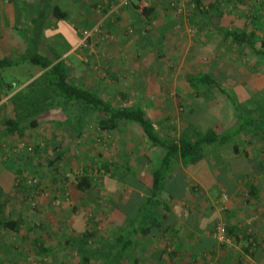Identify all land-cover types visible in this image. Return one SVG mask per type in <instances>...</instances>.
I'll use <instances>...</instances> for the list:
<instances>
[{
    "label": "crops",
    "instance_id": "0c3cea01",
    "mask_svg": "<svg viewBox=\"0 0 264 264\" xmlns=\"http://www.w3.org/2000/svg\"><path fill=\"white\" fill-rule=\"evenodd\" d=\"M225 1L228 4H216L219 6L206 13L202 12L199 16L194 14V7H191L192 26L195 28L191 31L194 33L197 30L198 33L196 40H190V65L191 61L193 64L200 62L201 56L206 54L208 68H203L207 70L198 66L196 70L173 71L167 69V64L161 70V63H171L175 59L173 53L179 52L185 44L182 40L184 35L178 32L180 22L172 14L176 10L160 3L151 6L150 20L143 16L145 22L153 27L154 31L149 37L151 42L154 40L152 49L155 52L148 53L146 49V53L142 54V49L147 45L146 41H150L143 42L142 38L134 42L137 46L132 45V50H126V77H130L126 83V97L130 99L126 107L138 106L145 111L166 140H178L184 133L188 134L189 125L206 132L214 126L232 129L239 123L234 105L217 88L190 85L189 79L197 74L212 73L227 90L238 92L236 97L239 101H244H240L241 103L253 101L251 93H264V57L254 53L247 44H239L226 35L228 32L245 31L247 34L254 33L258 40H264V20L260 21L258 18L250 24L240 25L233 20V15H237V11L231 10L235 7L234 1ZM39 2L40 0H24L20 6L17 0H0V60L18 62L28 51L54 59V47L63 41L60 42L56 34V25L66 22L74 12L79 14L85 27L103 22V28H107L115 36L120 35V31L124 29L122 27L135 23L136 19L130 6L118 10L119 0H78L80 6L76 9L68 6V2ZM55 6L66 17L54 16ZM25 9L29 10L26 18ZM214 12L219 18L211 21L210 17L214 16ZM24 19H27L28 30L21 33L18 28ZM52 20L54 25L51 26ZM79 38L78 33L71 47L68 46V50L61 55L62 60H75L71 55L74 54ZM41 42L48 45V53L38 49ZM116 43L122 48L123 42L118 37ZM205 43L216 46L211 44L213 47L209 45L205 48ZM226 45H231L229 50ZM256 48L261 49L260 43L256 44ZM242 50H245L247 57L244 61L258 62L257 72L252 73L255 68L247 66L249 64H245L247 69L243 67L241 54L239 56ZM134 51L140 52L138 55L142 58L133 54ZM119 56H122L121 53ZM135 58H138L139 63H135ZM66 63L69 68L74 65L72 62ZM108 68L115 71L112 64ZM13 69L2 71L0 75V188L4 192L18 190L15 180L25 170H29L28 166L31 167L36 162L34 156L37 155L32 151L36 150L39 143L35 132L39 127L40 117H46L49 124H57L61 132L64 131L61 136L60 132L57 133L49 127L51 136H47L46 140L51 145L44 143L42 150L54 149L59 158L56 163L60 162L68 147L65 143L62 144L64 133H67L66 127L61 128V116L54 109L38 116L35 127L30 125V121L23 122V135L6 132L7 121L16 120L11 97L30 83L26 81L19 86L13 83L10 89V82L17 75L14 73L10 82L5 81V78ZM120 69L116 73H120ZM82 73L83 76L89 75L86 71ZM94 83L101 84L100 81ZM203 93L206 95L203 96ZM263 97L264 94L259 95L256 100H262ZM181 105L186 110L185 123L180 120V114L175 110L176 107L183 109ZM74 120L76 122L77 119ZM176 125L178 129H182L181 132L168 131ZM74 135L75 139L81 136L80 133ZM22 145L26 146L21 148ZM163 154L161 149L152 147L140 131H136L126 141V168L121 170L126 173V211L124 205H121L126 218L122 221L126 223V241L131 242L126 247V264H264V132L254 135L246 131L236 135L232 142L208 147L203 152V158L195 163L176 159L160 189L154 193L152 173L161 165ZM97 158L92 159L91 163L100 165L101 171L116 168L109 159L102 161ZM48 162V165H54L53 170L57 172L55 163ZM122 166L119 165L114 172H119L118 169ZM99 182L100 188L110 194L119 187L118 180L111 175L101 176ZM93 183L92 179L91 188ZM33 214L30 215L31 222L34 225H43V219ZM80 214L76 213L73 218L76 220V227L82 229L86 225L81 224L82 220L78 219ZM220 218L226 222L234 239V246L231 248L220 249L215 245L213 230ZM33 223L30 224L33 226ZM41 236L38 235L32 240L31 252L36 255L42 250L34 244V240ZM44 244L47 250L55 251L56 255L64 251L62 245L54 248L45 241ZM38 256L40 260L52 258L51 255Z\"/></svg>",
    "mask_w": 264,
    "mask_h": 264
},
{
    "label": "rangeland",
    "instance_id": "374dc122",
    "mask_svg": "<svg viewBox=\"0 0 264 264\" xmlns=\"http://www.w3.org/2000/svg\"><path fill=\"white\" fill-rule=\"evenodd\" d=\"M23 1L17 0V4L21 6ZM56 1H59L61 4L68 2L67 5H71L75 9L80 6L77 2L78 0ZM233 1L235 7L231 8V10L237 11V15H233V20L238 21V24L247 25L252 20L256 21L258 18L260 21L264 20V18H261V16L264 17V1L261 2L259 0L261 2L259 5H256L258 4V0ZM139 2L140 0H132V5L130 6L133 8L136 16L135 23L129 26L126 24L122 27L124 29L120 31V35L118 36L110 33L107 28H103V22L85 27L84 22L80 21L82 19L76 12L72 13V17L66 22L62 21L63 23L56 25V34L59 36L60 42L63 41L54 48L55 52L60 55L68 50V46L71 47V43L75 40V35L78 33L80 35L79 42L74 49V54L71 55L75 60L70 61L68 58L66 61L74 64L69 68L68 63H66L69 69L70 81L94 89L104 100L117 106H126V103L130 101L126 97V83L130 79V77H126V50H132V45L137 46L134 42L142 38L143 42L150 40L149 42L146 41L147 45L146 48L142 49V54L146 53V49L148 53L155 52L152 49V46H154L152 42L154 40L152 39L151 42L149 37L154 30L153 27H150V23L145 22L143 14L139 11ZM148 2L146 8L160 3L175 10L170 5L172 2H175L183 9L182 13L173 11L172 14L174 19L180 22L178 32L184 35L182 40L185 46L184 48H180L179 52L173 53L175 59L171 63H161V70H164L163 68L166 64L167 69L173 71L196 70L198 66L200 68H208L206 54L201 56L200 62L198 61L193 64L191 61L192 65H190L189 44L190 40H196V33H198L197 30H194V33L191 31L195 29L192 26L191 0H148ZM39 3L44 4L45 0H40ZM225 3V0H202V7L208 12L214 9L215 6H223ZM121 8L118 7V10ZM27 11L29 14V10L25 9L24 18L27 16ZM138 18H141L142 22ZM210 18L211 21H215L219 17L214 12V16ZM26 23L27 19L21 22L22 25L18 28L19 32H27L28 27ZM53 23L54 20H52L50 25H54ZM95 25H100L101 34L94 36L88 47L79 46L83 32L91 30ZM117 37L123 42L122 48L116 45ZM211 44L213 43H205L204 47L208 48ZM213 45L216 46V44ZM47 46L41 42L38 49H42L48 53L49 48ZM211 47L213 46L211 45ZM227 47L229 50L231 45ZM137 52L134 51L133 54L140 57L138 55L140 52ZM120 53L122 56H119ZM240 54L242 56L241 59H243L241 61L243 67L246 68L245 64H249L247 66L255 68L252 70V73L257 72L258 62L252 61L250 63V61H244L247 60L245 50L240 51L239 56ZM21 58H19V62H21ZM121 58L124 59L122 60ZM135 61V63H139L138 58H135ZM111 64L115 71L109 70L108 67ZM27 67L24 63L17 64L13 72L5 78V81L9 80L10 82L12 75L15 73L17 75L13 78L15 84L17 86L22 85L27 80L24 76ZM118 68H121L120 73H116ZM32 70L37 71V68H33ZM202 70L207 69L203 68ZM83 71L88 72L89 75L83 76ZM162 78L166 80V77L162 76ZM98 81L101 84L94 83ZM104 81L107 82L104 83ZM232 93H234V96L238 94V92ZM232 93L230 91L231 95ZM263 94V91L257 92L256 95L250 94L253 101L255 100L251 105L259 109V111L264 110V102L256 100V97L259 95L263 96ZM202 95L205 96L206 94L203 93ZM240 101L239 103L244 102ZM181 107L183 109L176 107L175 110L180 114H178L180 120L185 123L187 117L186 110L184 106L181 105ZM54 111L59 112L62 119L61 128L66 127L67 132L64 133L62 144L65 143L68 147L61 156L60 162L57 161L55 163L59 158L58 153H55L54 149L44 151L42 150V145L49 143L46 140L47 136H51L49 127H52L57 133L60 132L59 135L61 136L64 131L61 132L60 128L56 126L57 124H49L46 117H40V124L35 132V136L39 138V143L36 150L32 151V153L37 155L34 156L36 162L33 166H28L27 169L29 170H25L26 172L15 180V187H18V190L4 192L0 188V203L3 205L6 219H22L21 226L17 232L0 228V264H79V255L76 254L74 249L68 247L67 242L71 241L80 244L81 240H79V236L87 232L93 233L94 236H88L86 242L93 247H101L103 242H112L114 233H118L121 227L126 226V223L122 221V219L126 218V214L121 209V205H124L126 211V173L121 170L126 168V164H124L126 141L136 131L139 132L138 127L124 122L121 123L116 131L105 133L100 130L98 125L99 120L103 118L102 115L96 114L93 111L83 112L81 115H79L78 109L68 111L67 113L64 112V108H60V110L56 108ZM75 118L77 119L76 122ZM177 126H173L171 130L169 128L168 131L173 133L181 132L182 129H178ZM75 133H80L81 136L75 139ZM56 143L58 144L59 141ZM25 146L22 145L21 148ZM97 153H99L98 156ZM95 158L98 160L102 159V161L107 158L113 162L112 165L115 164L116 168L114 169L112 166L113 168L110 170L104 169L101 171L100 165L98 166L95 162L91 163L92 159L94 160ZM47 161L55 163V166L58 168L57 172L53 170L54 165H48ZM119 165L124 166L119 167V172H114ZM82 175H88L91 180H94L93 188L87 191H80L76 188V182H78ZM104 175H111L119 182L118 189L111 192V194L108 191L106 192L104 188H100L99 180ZM32 213L43 219V225L40 224L38 226L35 224V226L31 222L30 215ZM76 213H81L78 219L82 220L81 224L86 225L82 229L75 225L76 220L74 221L73 217ZM30 223H33V226ZM38 235H42L41 238L51 247L56 248L62 245L64 251L53 255L52 258L47 257L40 260L41 258L38 255L31 252V247L33 246L32 240ZM106 250H109V248H106ZM91 264H98V262L93 261ZM121 264H126V260Z\"/></svg>",
    "mask_w": 264,
    "mask_h": 264
},
{
    "label": "trees",
    "instance_id": "16d2710c",
    "mask_svg": "<svg viewBox=\"0 0 264 264\" xmlns=\"http://www.w3.org/2000/svg\"><path fill=\"white\" fill-rule=\"evenodd\" d=\"M191 4L194 7L196 16H199L202 12L206 13L205 10H202V0H191ZM53 14L57 18L66 17V14L57 6L54 8ZM142 14L146 20H150L151 6L146 8ZM226 35L231 36L239 44H247L254 53L264 57V40L255 38L254 33L247 34L245 31L242 33L228 32ZM257 43H260L261 49L256 48ZM21 63L28 66L25 77L27 78L26 81H30V83L11 97L16 120L7 121V133L23 135L24 131L21 128L23 122L30 121V125L35 127L38 116L56 108H64L65 113L78 109L79 115L88 111L102 115L103 118L99 120L98 125L100 130L105 133L116 131L124 122L136 125L139 131L149 140L152 147L159 148L164 153L161 165L154 169L152 173L154 193H157L160 189L172 163L176 159L186 163H195L203 158V152L208 147L232 142L236 135L246 131H250L254 135L264 132V110L259 111V109L252 106L251 104L254 101L249 100L246 103H239L236 95L234 96V93L231 92L232 96L230 91L223 87L212 73L197 74L189 79V83L193 87L204 85L208 88H217L234 105L236 118L239 121L238 125L232 129L214 126L206 132H201L194 126L189 125L188 134L184 133L178 140L170 138L166 140L160 135L145 111L138 106L114 105L104 100L97 91L70 81L66 61L61 59L59 53L55 52V58L50 59L38 52L28 51L21 62L9 59L0 60V75H2V71L14 68ZM33 68H37V71L32 70ZM14 81L10 82V89L15 83ZM259 101L264 102V97ZM235 149L237 150V146H235ZM91 186L92 180L88 175H82L76 182L77 189L81 191H87ZM21 223V219H6L3 205L0 203V228L17 232ZM120 229L113 236L112 242H103L100 248L93 247L86 242L88 236H94L93 233L87 232L79 236L80 244L69 241L67 245L79 255L82 264H91L93 261L98 262V264H121L126 260V247L131 242L126 241V226ZM228 232L230 235L229 230ZM34 244L42 250L37 252L38 255H56L55 251L45 248L44 241L41 238H36ZM106 248H109V250H106Z\"/></svg>",
    "mask_w": 264,
    "mask_h": 264
},
{
    "label": "built area",
    "instance_id": "2783aa9c",
    "mask_svg": "<svg viewBox=\"0 0 264 264\" xmlns=\"http://www.w3.org/2000/svg\"><path fill=\"white\" fill-rule=\"evenodd\" d=\"M148 0H140L139 11L142 13L144 9L148 6ZM132 5V0H119V6L126 8ZM178 13H182L183 9L179 7L175 2L170 4ZM101 34L100 25H96L91 30H85L82 34L79 46L88 47L94 36ZM226 199V197H224ZM213 238L215 240V245L218 248H231L234 246V239L229 235L228 226L226 222L220 218L215 224L213 230Z\"/></svg>",
    "mask_w": 264,
    "mask_h": 264
}]
</instances>
